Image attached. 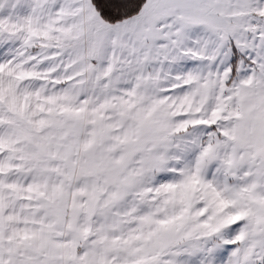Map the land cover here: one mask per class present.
I'll list each match as a JSON object with an SVG mask.
<instances>
[{
    "label": "snow or ice",
    "instance_id": "1",
    "mask_svg": "<svg viewBox=\"0 0 264 264\" xmlns=\"http://www.w3.org/2000/svg\"><path fill=\"white\" fill-rule=\"evenodd\" d=\"M0 264H264V0H0Z\"/></svg>",
    "mask_w": 264,
    "mask_h": 264
}]
</instances>
